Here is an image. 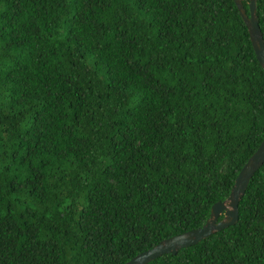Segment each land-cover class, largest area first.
Here are the masks:
<instances>
[{
    "label": "trees",
    "instance_id": "1",
    "mask_svg": "<svg viewBox=\"0 0 264 264\" xmlns=\"http://www.w3.org/2000/svg\"><path fill=\"white\" fill-rule=\"evenodd\" d=\"M263 137L233 0H0V264H123L198 228ZM145 264H264V162L235 224Z\"/></svg>",
    "mask_w": 264,
    "mask_h": 264
},
{
    "label": "water",
    "instance_id": "2",
    "mask_svg": "<svg viewBox=\"0 0 264 264\" xmlns=\"http://www.w3.org/2000/svg\"><path fill=\"white\" fill-rule=\"evenodd\" d=\"M233 2L246 26L255 57L264 69V43L255 15V0L247 1L248 13H246L241 0H233ZM263 162L264 137L239 169L228 196L223 201H216L210 206L209 216L200 227L162 239L151 248L134 255L123 264H145L162 254H175L180 248L194 245L213 232L235 224L238 201L243 195L250 177ZM219 216H221L220 219H218Z\"/></svg>",
    "mask_w": 264,
    "mask_h": 264
}]
</instances>
